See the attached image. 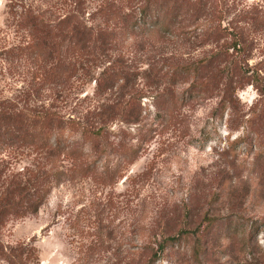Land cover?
<instances>
[{
  "label": "rangeland",
  "instance_id": "rangeland-1",
  "mask_svg": "<svg viewBox=\"0 0 264 264\" xmlns=\"http://www.w3.org/2000/svg\"><path fill=\"white\" fill-rule=\"evenodd\" d=\"M32 1L54 12L73 2ZM82 1L92 11L100 0ZM190 1L200 21L225 31L171 41L137 34L114 45L91 76L37 94L35 65L13 49L21 35L0 0L1 98L50 101L84 119L135 93V125L115 123L107 142H68L91 156L77 167L61 155L62 182L37 211L8 220L6 245L35 247L39 264H264V0ZM234 28L245 41L241 55L230 47ZM200 59L208 62L204 80H181L171 69ZM122 69L123 80L108 77ZM0 160L15 178L34 162L49 166L44 154L15 146ZM195 229L199 242L187 234Z\"/></svg>",
  "mask_w": 264,
  "mask_h": 264
},
{
  "label": "trees",
  "instance_id": "trees-1",
  "mask_svg": "<svg viewBox=\"0 0 264 264\" xmlns=\"http://www.w3.org/2000/svg\"><path fill=\"white\" fill-rule=\"evenodd\" d=\"M66 4L54 12L32 0L6 2L12 25L21 35L19 45L13 49L35 65L32 79L37 94H41L43 89L54 91L65 87L82 72L85 77L91 76L92 67L106 61L114 45L133 39L137 34L171 41V38L193 36L199 30H203V35H219L226 29L220 24L211 27L200 21V5L190 0H100L92 11L82 0ZM230 33V47L241 55L245 47L242 32L234 28ZM206 65L207 60L200 59L171 69L177 74L176 78L179 76L182 80L188 76L200 81L204 80L201 73ZM127 74L128 71L122 69L120 73H109L108 77L123 80ZM166 75L167 72L164 77ZM258 78L260 76L257 82L263 84V93L264 80ZM165 94V91L154 94L156 103L159 104ZM48 103L31 104L30 97L20 102L0 97V157L5 149L15 146L37 155L44 154L49 164L47 167L34 162L33 168H24L25 174L21 178H15V174L0 167V263L39 264L35 247L26 242L8 246L3 242L1 232L11 217L37 211L52 188L62 182L65 173L57 165L62 154L71 155L77 167L80 166L77 161L91 156L85 154L80 146L68 142H107V134L115 123L135 125V93L116 99L92 117L84 119L66 117L52 102ZM261 117L263 122L264 116ZM256 134L258 139V130ZM94 146L96 148L99 144ZM101 153H105L104 146L99 150V155ZM88 164L82 170H87ZM201 233L200 229L187 231L188 235L197 238L196 242H199ZM203 249L195 247L197 260L201 261ZM241 262L239 264H245L243 260Z\"/></svg>",
  "mask_w": 264,
  "mask_h": 264
}]
</instances>
